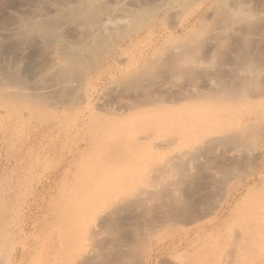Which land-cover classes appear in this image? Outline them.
Returning <instances> with one entry per match:
<instances>
[{
  "label": "rangeland",
  "instance_id": "obj_1",
  "mask_svg": "<svg viewBox=\"0 0 264 264\" xmlns=\"http://www.w3.org/2000/svg\"><path fill=\"white\" fill-rule=\"evenodd\" d=\"M215 1L218 0H188L186 5L178 7L181 12L184 11L181 20L192 25L199 19L194 27L199 31L203 23L208 22L206 26L209 27L211 23L220 22L221 18L224 20L228 14L229 17L238 14L229 5L231 0H220L221 9L224 6L220 10L227 16L212 17L214 14L210 8H214L211 6L216 5ZM258 1L251 0L252 7L258 4L259 7L263 0ZM170 13L164 14L163 18H159V12L144 16L139 21V28L134 30L147 28L152 19L153 23L165 28L171 21L168 19ZM261 20L259 29L262 28ZM147 22L150 23L147 25ZM208 27L206 32V29L204 32L201 30L204 35L199 33L201 36L197 37L198 41L203 40V49L199 48V43L195 47L198 41L192 38L195 35L188 28L173 33L170 44L177 41L189 46L191 42L186 40L196 41L190 46L193 45L191 51L194 48L197 51L193 57L197 54V57L200 56V63H192L193 66H200L198 70L201 75L195 81L198 82L197 86H204V79H207L217 89L221 87L217 79L220 74L233 72L238 75L239 83L234 91L230 92L233 89L228 87L229 90L220 88L219 92V98L224 97L228 103L225 110L229 113L236 114L237 110L246 115L248 110L252 113L251 116L244 113L239 115V112L235 115V118L237 115L240 117L237 118L239 122L234 120L239 130L236 133L238 136L235 134V138H231L229 135V138L226 135L228 142L222 140L214 143V146L219 145L215 146L217 149L213 148L215 152L213 149L208 151L206 147L205 151L199 153L200 157L204 153L199 159H196L197 156L193 160L185 158L191 163L184 159L173 162L170 159L173 164L169 163L171 151H166L154 155V158L153 155L142 157L141 168L126 173L127 177L124 172H107L96 176L89 168L92 161L88 162L93 147L78 153L90 133L84 122L112 121L116 117L115 111L109 103L106 105L108 107L104 105L108 101L101 99L90 105L76 101L79 94L85 91L83 88L74 86V91L68 87L65 90H62L64 87L56 89L46 96L41 107L40 148L35 149L33 139V128L39 114L33 112L23 125V132L29 137L25 143V158L16 159L20 146L0 152L3 155L0 157V264H264V119L257 118L260 115L257 113L264 111V76H255L254 79L246 77L248 65L234 53V47L237 48L236 44H239L235 37L237 35L234 34L236 40H233V37L229 38L230 32V36L221 32L218 36H212L211 40ZM221 35L225 39L224 44L218 40ZM255 38L254 58L264 63L263 31ZM232 41L238 42L235 44ZM219 43L222 46L219 47ZM187 46L185 49L190 50V46ZM212 52L216 54L212 55ZM43 62L46 64V61ZM189 62L185 59L182 65ZM106 98L110 99L111 95ZM101 102L107 109L100 105ZM231 102L237 109L228 108ZM230 109L236 112L232 113ZM232 117L235 119L234 115ZM227 124L233 122L229 120ZM203 144L207 146L205 142ZM230 148L231 151L244 148L239 152L242 157L237 154L239 157L228 158ZM184 162L190 163L192 168L189 164L186 167ZM153 169L156 172L165 171L156 174ZM99 178L109 183L106 189L102 186L106 191L101 195L93 192L90 209L80 206L79 210L78 198L80 200L81 195L93 191L94 182ZM115 180L120 181L119 185H112L111 182ZM121 194L126 197L123 202L128 204L117 202ZM136 195L138 199L134 203L132 199Z\"/></svg>",
  "mask_w": 264,
  "mask_h": 264
},
{
  "label": "bare ground",
  "instance_id": "obj_2",
  "mask_svg": "<svg viewBox=\"0 0 264 264\" xmlns=\"http://www.w3.org/2000/svg\"><path fill=\"white\" fill-rule=\"evenodd\" d=\"M187 1L0 0V152L20 146L16 159L25 158V143L29 137L23 132V125L33 112L39 114L33 128V139L35 149L40 148L42 138L40 112L44 99L48 94L62 87H64L62 90L68 87L67 89L70 88L74 91V86L85 90L80 93L81 91L77 89L81 95L79 94L76 101L79 100L88 105L100 99L108 101L107 103L102 102L105 106L109 103L116 114L112 121L87 120L84 122V125L90 129V133L78 153H82L90 146L93 147L91 152L89 151L92 155H88V162L92 161L89 163V168L96 176L107 172L130 174L141 168L142 157L153 155L154 158V155L166 151H171L172 154L168 155L169 163L181 159L186 160L187 157L195 159L194 157L197 156L196 159H199L204 156L203 153L200 157L199 153L205 151L206 147L211 152L215 146H219L217 144L214 146V143L227 140L226 137L229 135L231 138H235L239 130L236 129L234 120L239 119V115L244 112L240 113L237 110L239 115L235 118L237 112L231 109L237 108L233 106V102L230 103L231 106L228 105V108L232 107L230 110L236 114L226 111L228 103L226 104L224 97L219 98V92L221 89H228V87L233 89L230 92L234 91V87H237L236 85L239 83L238 75L233 72L231 74L228 72L230 77L225 73L220 74L217 79L221 89H215L211 80L207 81V79H204L206 80L204 86L200 87V84L198 85L200 88L197 86L198 82L195 81L200 78L201 74L198 70L200 66H193L192 63H200V56L197 57V54L196 57H193L197 51L194 48L192 49L193 53L191 51L193 45H190L198 41V35L203 34V30L208 27L206 25L209 23H203V28L201 25L199 31H196L194 27L199 19L196 20V24L192 25L186 20H181L180 17L183 16L184 11L181 12L178 7L186 5ZM250 1L231 0L229 5L238 14L230 17L229 14L227 16L221 11L224 8L223 3L221 9L220 0L215 1L216 5L211 6L214 8H210L214 14L211 16L220 18V15L221 17L226 15L227 17L224 16V20L221 18V21L215 22L214 25L210 22L213 26L209 25L210 28H208L211 30L208 29V31L211 33L210 37L218 36L221 32L227 34L230 32L231 36L228 34L230 37L226 36V39H232L231 37L233 40L238 39L239 44H236L238 41H232L238 45L237 48L234 47L236 52L234 50L233 52L239 55L244 64L248 65L246 77L254 79L255 76H264V63L256 61L252 52L254 51L255 37H258L262 31L264 33L262 30V28L264 29V20H261L264 18V0L262 2L259 0L263 4L259 7V4L252 7ZM158 12L159 18H163L164 14L171 12L170 18L168 17L171 19L168 26L162 28L153 23L152 19L151 24L148 25L150 22L145 23L148 25L147 28L140 31L134 30L141 24L139 21L142 17L152 16ZM161 13L162 16H160ZM260 20L262 21L261 29H259ZM179 29H187L194 33L195 36L192 38L196 41L191 38V40H186L189 41L188 43L191 42L190 50L185 49L186 44L184 46L177 41L175 44H170L173 33ZM257 30L260 33H257ZM256 33L257 35H255ZM219 39L220 42L225 43L222 35L220 38L218 37ZM200 40L195 43L196 48L198 43L200 44L199 48H202L203 40L201 42ZM222 43H219V47ZM235 44L234 46H236ZM213 53L216 54V52L211 54L213 55ZM185 59L191 62L184 66L182 62ZM43 61H46V64ZM233 69L237 70L235 67ZM235 70L232 71L235 72ZM213 77L215 78V74ZM236 79L238 81L235 83ZM231 86L232 88H230ZM70 94L69 96H71ZM108 95H111L110 99L106 98ZM49 96L51 97V95ZM102 102L100 105L102 104L103 107ZM248 112V115L245 113L243 115L251 116L252 113L250 114L249 110ZM260 112H256L258 115L260 114L257 118L262 120L264 111ZM228 113L234 115L235 119H232L233 117ZM256 113H253L255 117ZM106 119L109 118L106 117ZM229 120L233 124H227ZM237 122L239 121L237 120ZM245 133H247L246 130ZM223 136L225 137L223 138ZM204 142L207 146H204ZM243 149L241 148V150ZM241 150L231 151L230 148L231 155L228 158L236 157ZM78 156L76 155V157ZM170 156L172 157L170 158ZM234 157L233 159H235ZM187 162H184L186 167L191 163L187 164ZM181 164L183 166L182 162ZM190 167L192 168V166ZM160 171L156 172V169H153L156 174L165 170ZM127 174L125 177L128 176ZM185 176L183 177L185 178ZM100 180L101 178L97 182L93 181L96 183H93L95 187L93 191L81 195L80 200L78 198L79 207H89L87 208L89 210L92 203L90 201L94 196L93 192L96 195H101L103 191H106L109 183ZM118 182L120 183L119 180H115L111 183L119 185ZM81 191L83 192V190ZM121 195L117 202H125L126 197ZM135 197L132 199L135 200V202L132 201L134 203L138 199L137 195ZM123 203L121 204L123 205ZM126 204L124 203V205Z\"/></svg>",
  "mask_w": 264,
  "mask_h": 264
}]
</instances>
